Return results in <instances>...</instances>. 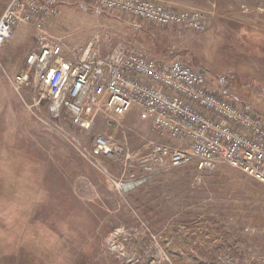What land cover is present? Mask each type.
<instances>
[{"label": "rangeland", "instance_id": "374dc122", "mask_svg": "<svg viewBox=\"0 0 264 264\" xmlns=\"http://www.w3.org/2000/svg\"><path fill=\"white\" fill-rule=\"evenodd\" d=\"M11 1L0 0V17ZM50 1L42 32L19 23L0 47V264H264V185L224 164L185 165L122 194L112 178L136 170L89 155L93 138L140 150L166 137L136 110L81 130L32 85H13L40 35L69 58L98 35L203 70L209 89L264 118V0H153L202 13L199 32L99 13L95 0Z\"/></svg>", "mask_w": 264, "mask_h": 264}, {"label": "built area", "instance_id": "2783aa9c", "mask_svg": "<svg viewBox=\"0 0 264 264\" xmlns=\"http://www.w3.org/2000/svg\"><path fill=\"white\" fill-rule=\"evenodd\" d=\"M95 3L96 12L155 25L195 32L205 25L198 11H175L153 0ZM53 7L50 0H12L0 17V47L13 38L19 23L32 24L42 32L39 15ZM64 50L68 51L63 44L40 35L36 49L25 58V70L13 78L15 89L32 85L48 100L51 113L66 111L84 131L92 128L99 114L113 123L136 110L140 120L167 139L132 150L108 134L93 138L89 155L113 159L123 172L136 170L112 178L117 191L131 193L185 165L202 173L224 164L264 185V118L209 89L203 70L165 56L151 57L130 40L108 44L98 35L80 52L72 51V58H66Z\"/></svg>", "mask_w": 264, "mask_h": 264}, {"label": "crops", "instance_id": "0c3cea01", "mask_svg": "<svg viewBox=\"0 0 264 264\" xmlns=\"http://www.w3.org/2000/svg\"><path fill=\"white\" fill-rule=\"evenodd\" d=\"M64 54H65V57H66V58H69V57H68V52H67V51L64 50Z\"/></svg>", "mask_w": 264, "mask_h": 264}]
</instances>
